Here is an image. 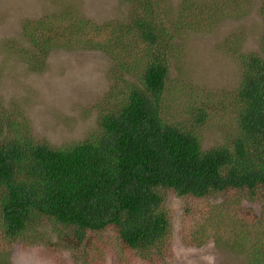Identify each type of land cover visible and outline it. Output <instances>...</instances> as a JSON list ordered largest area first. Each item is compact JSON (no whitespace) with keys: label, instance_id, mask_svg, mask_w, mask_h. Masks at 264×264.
<instances>
[{"label":"trees","instance_id":"obj_1","mask_svg":"<svg viewBox=\"0 0 264 264\" xmlns=\"http://www.w3.org/2000/svg\"><path fill=\"white\" fill-rule=\"evenodd\" d=\"M191 1L170 11L164 0H128L134 10L124 22L96 24L62 14L26 30L29 46L19 51L30 58L32 70H41L54 49L98 51L108 57L126 95L100 117L95 137L68 147L38 143L25 123L9 124L14 136L0 143L6 245L45 217L76 242L110 230L126 250L148 254L168 235L165 192L203 200L222 193L264 198V24L260 52L239 55L237 130L230 143L202 150L192 129L162 117L170 65L180 55L185 30L193 28L184 23L195 18ZM217 1L209 0L214 14L229 15ZM259 10L264 21V0ZM192 117L193 125L206 119ZM250 251V264H264V245Z\"/></svg>","mask_w":264,"mask_h":264},{"label":"rangeland","instance_id":"obj_2","mask_svg":"<svg viewBox=\"0 0 264 264\" xmlns=\"http://www.w3.org/2000/svg\"><path fill=\"white\" fill-rule=\"evenodd\" d=\"M164 1L170 11L184 5L183 0ZM260 1L218 0L219 8L229 11L220 19L209 0L188 3L195 18L184 23L193 28L185 30L180 55L170 65L161 109L168 123L192 129L202 150L235 136L239 55L261 50ZM133 10L128 0H0V143L13 138L9 124L16 123H25L36 142L54 148L95 137L100 117L126 95L108 57L79 48L54 49L41 70H32L30 58L19 50L29 46L27 29L62 14L98 24L124 22ZM126 80L138 85L130 76ZM195 113L205 121L193 125ZM164 198L168 235L148 254L126 250L110 230L76 242L44 217L10 245L0 224V264H248L252 245H264V198L222 193L203 200L169 191Z\"/></svg>","mask_w":264,"mask_h":264}]
</instances>
